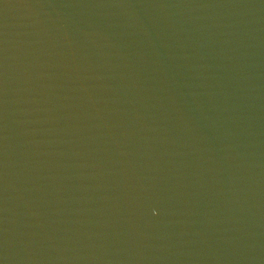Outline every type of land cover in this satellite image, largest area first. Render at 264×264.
Masks as SVG:
<instances>
[{"label":"water","instance_id":"1","mask_svg":"<svg viewBox=\"0 0 264 264\" xmlns=\"http://www.w3.org/2000/svg\"><path fill=\"white\" fill-rule=\"evenodd\" d=\"M0 264H264V0H0Z\"/></svg>","mask_w":264,"mask_h":264}]
</instances>
